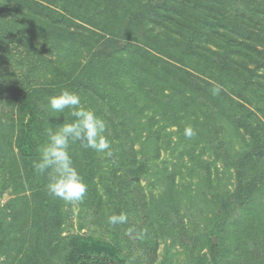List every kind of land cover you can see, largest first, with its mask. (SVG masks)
Returning a JSON list of instances; mask_svg holds the SVG:
<instances>
[{"label": "trees", "instance_id": "16d2710c", "mask_svg": "<svg viewBox=\"0 0 264 264\" xmlns=\"http://www.w3.org/2000/svg\"><path fill=\"white\" fill-rule=\"evenodd\" d=\"M63 89L113 150L72 146L88 190L71 204L33 167ZM6 193L0 264H143L134 246L167 264L161 239L185 264H264V0H0Z\"/></svg>", "mask_w": 264, "mask_h": 264}, {"label": "clouds", "instance_id": "9594fccd", "mask_svg": "<svg viewBox=\"0 0 264 264\" xmlns=\"http://www.w3.org/2000/svg\"><path fill=\"white\" fill-rule=\"evenodd\" d=\"M220 90L219 87L214 88L213 95H218ZM48 107L56 114L53 117L63 116V121H48L47 139L38 146L39 155L38 159L33 161L34 170L46 176L47 191L53 196L70 204L83 202L88 186L75 166L72 146L79 144L83 148L112 157V144L106 135V122L94 109L82 104L78 93L68 89L50 96ZM65 110H68L70 120L64 118ZM184 134L186 137H192L193 128L187 126ZM127 220L126 212L108 216V223L112 226L125 224Z\"/></svg>", "mask_w": 264, "mask_h": 264}, {"label": "rangeland", "instance_id": "374dc122", "mask_svg": "<svg viewBox=\"0 0 264 264\" xmlns=\"http://www.w3.org/2000/svg\"><path fill=\"white\" fill-rule=\"evenodd\" d=\"M166 154L167 153H164L163 152V155H162L161 159H164L166 157H169V155H166ZM169 158H171V157H169ZM145 184H146V181H144V185ZM10 199H12V197L10 196L9 193H6L5 195L0 196V207H2ZM15 204H16V207H20V208L23 205L21 199H18V201ZM20 208H17V210H16L18 214L20 213ZM90 216L89 215H85L84 217H82L80 219L77 215H75L73 217V221L75 222L74 223L75 224L74 225L75 226V229L78 230V222L79 221H82V223L84 224V230L83 231H85V232L95 231L90 226V222L88 223L87 218H89ZM216 243H217V240H216ZM133 253H134V255H136V258H138L141 262H143V264H147V262L145 261V258L146 257L143 255L142 250H139V249H137L134 246ZM188 259H189L188 253L186 251H184L183 246L177 245L176 247H169L168 246V243L165 242L163 239H161V242H160V245H159V248H158V259H157V263H159L160 261L165 260L167 264H185V263L188 262Z\"/></svg>", "mask_w": 264, "mask_h": 264}, {"label": "water", "instance_id": "95a60500", "mask_svg": "<svg viewBox=\"0 0 264 264\" xmlns=\"http://www.w3.org/2000/svg\"><path fill=\"white\" fill-rule=\"evenodd\" d=\"M214 240H215V242H216V238H215Z\"/></svg>", "mask_w": 264, "mask_h": 264}]
</instances>
